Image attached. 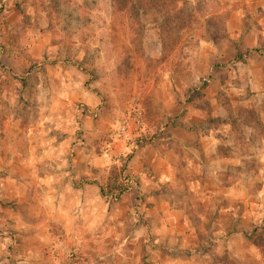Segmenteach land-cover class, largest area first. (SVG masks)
<instances>
[{
	"label": "rangeland",
	"instance_id": "374dc122",
	"mask_svg": "<svg viewBox=\"0 0 264 264\" xmlns=\"http://www.w3.org/2000/svg\"><path fill=\"white\" fill-rule=\"evenodd\" d=\"M140 1H148V8L129 19L128 0H0V188L19 193L26 185L49 192L54 203L55 190L105 181L132 149L159 142V150L182 159L186 151L177 144L203 140L217 144L227 165L203 157L201 181L224 187L238 182L263 214L264 0ZM135 108L143 112L142 139L119 152L116 127ZM61 142L60 152L55 145ZM77 147L82 158L106 155L109 162L102 168L81 163L76 170L87 169L82 177L67 174L75 168ZM42 154L69 162L37 163L40 176L28 185L29 160ZM182 168L179 181L159 189L177 202L193 177ZM133 181L138 201L110 200L115 218L104 235L109 240L81 245L86 258L73 248L74 262L201 264L206 235L196 231L193 245L186 244L178 226L169 252L167 225L162 228V218L147 210L152 188ZM0 198L2 260L6 249L18 248L8 244L15 233L4 224L15 202ZM253 236L264 240V219ZM34 245L33 254H39ZM45 251L57 259L56 251Z\"/></svg>",
	"mask_w": 264,
	"mask_h": 264
},
{
	"label": "crops",
	"instance_id": "0c3cea01",
	"mask_svg": "<svg viewBox=\"0 0 264 264\" xmlns=\"http://www.w3.org/2000/svg\"><path fill=\"white\" fill-rule=\"evenodd\" d=\"M149 31L152 33L153 29L146 30ZM157 143L147 145L134 153L128 163L127 174L132 180H137L141 187L152 188L153 194L148 195V202L153 205L147 210L162 218V228L167 225L168 240H172L171 244L168 242V251L170 252V247L175 245L174 234L179 226L185 232L186 244L190 242L193 245L194 237L197 236L196 231L206 235L207 240L201 242L203 245L201 264H264V240L253 236L254 228L264 219V212L259 215V211H262L261 205L250 200L249 190L238 188L236 186L238 182L224 187L219 182L211 184L208 181L203 182L199 176L204 169L200 164L203 157H211L215 163L219 162V165L226 162L227 157L221 152L218 153L217 144L203 140L201 144L200 142L191 145L177 144L176 148H183V151H186L181 159L176 153L159 150ZM56 146L60 148V152L64 150V142ZM77 154L71 160L72 168H75L67 174L74 172L75 176L82 177L87 175V169L85 172L76 170L81 163H87L93 168H102L109 162L106 155L96 157L90 153L87 158H82L84 154H81L80 147H77ZM32 158L29 160L31 168L29 173L33 182L28 185H35L34 180L40 176L37 163L51 166L52 162H61L62 165L69 162L67 156L53 154H42ZM181 168L193 177L185 180L188 188H184L182 192L183 201L177 202L171 200L170 196L169 199L165 197V191L159 189L166 184L179 181L177 169ZM207 173L206 175L209 174ZM213 173L216 175L218 172ZM9 188L7 186L5 189L7 191L0 188V194L14 200L16 206L11 209L13 210L11 220L4 221V224L13 227L11 231L15 234L7 236V242L13 243L12 247L16 246L18 252L14 248L11 253L6 249L5 256L2 260L0 258V264H71L70 251L73 248L80 249L83 255H87L86 258L89 257V252L81 248V245L109 240L105 239L104 235L106 231L111 230L115 218L113 202L101 197L97 185L83 183L81 186L55 190L54 203L53 195L49 196V192H38L35 188L28 190L26 185L23 192L19 193L17 189L10 191ZM195 198H198L201 204H198ZM127 199L138 201L135 189H129L119 201ZM31 216L37 217L36 222H31ZM45 216L48 219L37 221ZM124 220L125 218L121 221ZM48 222L55 226L49 225ZM17 241L28 243L29 246L26 245L24 250L19 249L18 245H15ZM34 244L39 247V254H33ZM45 250L56 251L57 259L55 255L53 259L49 258Z\"/></svg>",
	"mask_w": 264,
	"mask_h": 264
},
{
	"label": "trees",
	"instance_id": "16d2710c",
	"mask_svg": "<svg viewBox=\"0 0 264 264\" xmlns=\"http://www.w3.org/2000/svg\"><path fill=\"white\" fill-rule=\"evenodd\" d=\"M114 2L115 0H113V4ZM146 2L148 3V1ZM146 2L140 0H128L130 8L129 19H131V15L133 16L135 12V15L140 16V14L143 13L144 8H148V6L145 5ZM153 5H155V1H152L151 7H153ZM141 139L142 138L137 137L133 142H138ZM133 155L134 149H132L131 152L120 160L121 163L119 165L112 166L110 168L109 176L105 181L93 180L92 182H89L90 184H95L99 187V192L102 198L117 202L125 193L129 191L134 181L132 180V177L127 174V169L128 163L132 159ZM73 253L74 252H71L70 254V262L71 264H76L73 260Z\"/></svg>",
	"mask_w": 264,
	"mask_h": 264
},
{
	"label": "built area",
	"instance_id": "2783aa9c",
	"mask_svg": "<svg viewBox=\"0 0 264 264\" xmlns=\"http://www.w3.org/2000/svg\"><path fill=\"white\" fill-rule=\"evenodd\" d=\"M143 112L141 108L131 110L117 125L116 135L119 139L118 151L122 152L132 143L135 138L140 137L143 131Z\"/></svg>",
	"mask_w": 264,
	"mask_h": 264
}]
</instances>
